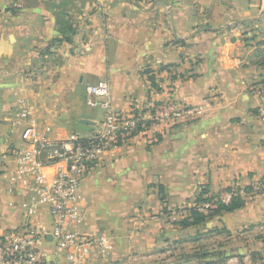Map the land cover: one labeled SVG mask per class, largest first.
Returning a JSON list of instances; mask_svg holds the SVG:
<instances>
[{
  "label": "crops",
  "instance_id": "crops-1",
  "mask_svg": "<svg viewBox=\"0 0 264 264\" xmlns=\"http://www.w3.org/2000/svg\"><path fill=\"white\" fill-rule=\"evenodd\" d=\"M100 83L109 84L116 111L154 100L201 106L204 114L101 155L80 187L81 231L108 236L114 248L109 260L88 264H178L182 257L163 260L170 249L198 251L212 238H238L242 248L231 257L210 250L219 253L214 264H264V191H253L264 184L254 92L264 84V0H0V236L24 226L22 204L30 199L10 183L12 150L21 144V130H11L19 100H28L31 121L53 138L88 137L103 113L97 119L90 111L87 87ZM232 187L252 188L243 208L181 227L203 190ZM35 224L50 230L47 208ZM42 247L51 253V237Z\"/></svg>",
  "mask_w": 264,
  "mask_h": 264
},
{
  "label": "built area",
  "instance_id": "built-area-1",
  "mask_svg": "<svg viewBox=\"0 0 264 264\" xmlns=\"http://www.w3.org/2000/svg\"><path fill=\"white\" fill-rule=\"evenodd\" d=\"M99 1L103 5L104 0ZM254 92L260 100L258 116L264 122V84L256 86ZM87 106L103 110V120L96 130L88 137L71 133L57 139L31 121L32 107L28 100H19L11 130H21V144L12 150L15 167L10 183L30 199L22 204L24 226L0 236V264H61L62 260L66 264H88L94 257L109 260L114 248L111 239L81 231L85 224L83 199L79 195L82 182L102 154L131 146L136 139L147 138L154 128L167 130L198 120L204 114L201 106L154 100L133 106L129 113L116 111L108 83L87 87ZM263 188L262 184H255L253 191L261 193ZM247 196L244 190L232 187L216 195L205 194L208 201L196 209L208 214ZM40 208L49 211L50 230H40L35 224ZM175 215L185 217L182 210L175 211ZM47 237H51V253L42 247ZM245 260L253 258L250 255ZM241 262L237 258L224 260V264Z\"/></svg>",
  "mask_w": 264,
  "mask_h": 264
},
{
  "label": "rangeland",
  "instance_id": "rangeland-1",
  "mask_svg": "<svg viewBox=\"0 0 264 264\" xmlns=\"http://www.w3.org/2000/svg\"><path fill=\"white\" fill-rule=\"evenodd\" d=\"M90 111L96 115L97 119H100L101 114L103 113V111L100 108H90ZM259 234L260 233L257 231L256 234L249 235V237L245 236V239H242L243 241L242 243L245 244L246 241L257 239L259 237ZM239 242L240 240H238V238L230 239L228 241H220L218 239L212 238V239H209L207 241L200 243L198 245V251H195L196 249H194L193 251V248L188 245L185 247L186 249H181V251H177V252H174L172 249H170V253L166 254L165 257H163L164 258L163 260H168V259L172 260V259H178L179 257H182V262L178 264H200V261L197 258H195V260L193 259L195 255H199V254L201 255L204 253V251L209 252L210 250L214 251V250H220L222 248L230 250V257L240 256L239 249H242V248H239L238 246ZM250 245L251 246L253 245V241H251ZM191 256L193 257L191 258Z\"/></svg>",
  "mask_w": 264,
  "mask_h": 264
},
{
  "label": "trees",
  "instance_id": "trees-1",
  "mask_svg": "<svg viewBox=\"0 0 264 264\" xmlns=\"http://www.w3.org/2000/svg\"><path fill=\"white\" fill-rule=\"evenodd\" d=\"M66 41H70V40L66 38ZM152 82H153V85L156 86L155 80L153 78H152ZM262 186L264 187V184H262ZM263 191L264 189L262 190V192ZM246 192L251 193L252 188H247ZM205 194H209V193L206 190H203L200 198L198 199V203H204L208 201V199L204 197ZM244 205H245V200L243 198H236L229 205H221L218 208V210L209 212L208 214L201 213L196 208H192V209H189L188 211L189 216L183 219L182 221H180L179 224L183 228L196 227L204 223L208 218L220 215L221 213H224V212H234L236 210L243 208ZM218 254H219L218 252H214V253L204 252L203 254L196 255L195 257L200 261V263L205 262L206 264H214V261H212V258H214ZM251 256L254 259L255 253H253Z\"/></svg>",
  "mask_w": 264,
  "mask_h": 264
},
{
  "label": "water",
  "instance_id": "water-1",
  "mask_svg": "<svg viewBox=\"0 0 264 264\" xmlns=\"http://www.w3.org/2000/svg\"><path fill=\"white\" fill-rule=\"evenodd\" d=\"M85 124H90L89 122H84Z\"/></svg>",
  "mask_w": 264,
  "mask_h": 264
}]
</instances>
